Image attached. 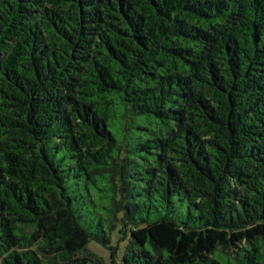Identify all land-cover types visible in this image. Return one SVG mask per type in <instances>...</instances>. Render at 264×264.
Instances as JSON below:
<instances>
[{
  "label": "trees",
  "instance_id": "16d2710c",
  "mask_svg": "<svg viewBox=\"0 0 264 264\" xmlns=\"http://www.w3.org/2000/svg\"><path fill=\"white\" fill-rule=\"evenodd\" d=\"M0 264H264V0H0Z\"/></svg>",
  "mask_w": 264,
  "mask_h": 264
},
{
  "label": "rangeland",
  "instance_id": "374dc122",
  "mask_svg": "<svg viewBox=\"0 0 264 264\" xmlns=\"http://www.w3.org/2000/svg\"><path fill=\"white\" fill-rule=\"evenodd\" d=\"M93 250H96L98 254L102 255L104 257L105 260H107V254L104 250L100 249L99 247L97 246H93L92 248Z\"/></svg>",
  "mask_w": 264,
  "mask_h": 264
}]
</instances>
